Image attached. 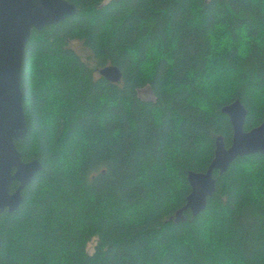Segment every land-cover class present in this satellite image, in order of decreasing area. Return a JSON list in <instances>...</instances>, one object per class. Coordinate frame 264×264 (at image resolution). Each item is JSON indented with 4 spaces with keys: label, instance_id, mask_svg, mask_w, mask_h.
<instances>
[{
    "label": "trees",
    "instance_id": "1",
    "mask_svg": "<svg viewBox=\"0 0 264 264\" xmlns=\"http://www.w3.org/2000/svg\"><path fill=\"white\" fill-rule=\"evenodd\" d=\"M66 1L76 14L24 49L16 147L42 169L0 214V264H264V154L215 170L205 210L170 219L187 172L232 143L222 107L239 98L246 130L264 120V0Z\"/></svg>",
    "mask_w": 264,
    "mask_h": 264
},
{
    "label": "water",
    "instance_id": "2",
    "mask_svg": "<svg viewBox=\"0 0 264 264\" xmlns=\"http://www.w3.org/2000/svg\"><path fill=\"white\" fill-rule=\"evenodd\" d=\"M76 7L66 0H0V214L16 210L23 200L22 190L42 169L38 159L22 160L16 142L27 134L22 106L20 72L22 57L33 30L40 31L75 15ZM107 82L118 83L121 72L107 65L97 71ZM233 127L231 145L216 138L214 157L206 171H188L186 179L191 192L185 203L170 217L174 222L186 219L185 211L195 217L205 210L217 188L215 170L223 175L238 158L248 154H264V120L250 130L245 129L248 109L239 99L222 107ZM17 187L12 189V183Z\"/></svg>",
    "mask_w": 264,
    "mask_h": 264
},
{
    "label": "rangeland",
    "instance_id": "3",
    "mask_svg": "<svg viewBox=\"0 0 264 264\" xmlns=\"http://www.w3.org/2000/svg\"><path fill=\"white\" fill-rule=\"evenodd\" d=\"M108 1V0H106ZM71 47L73 48V50L79 54L82 58H85L87 55V52L85 51V49L81 46L80 43L77 42H73L71 43ZM139 95L144 98V99H151L152 98V93L150 91V89L146 86L144 88L139 89L138 91ZM94 242L91 241L88 245V251H92V247H93Z\"/></svg>",
    "mask_w": 264,
    "mask_h": 264
}]
</instances>
